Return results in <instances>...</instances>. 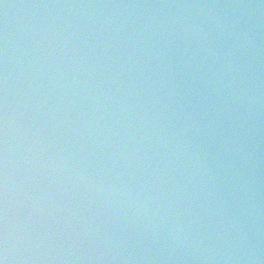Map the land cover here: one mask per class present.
<instances>
[{"label":"water","instance_id":"obj_1","mask_svg":"<svg viewBox=\"0 0 264 264\" xmlns=\"http://www.w3.org/2000/svg\"><path fill=\"white\" fill-rule=\"evenodd\" d=\"M0 259L264 264V0H0Z\"/></svg>","mask_w":264,"mask_h":264},{"label":"clouds","instance_id":"obj_2","mask_svg":"<svg viewBox=\"0 0 264 264\" xmlns=\"http://www.w3.org/2000/svg\"><path fill=\"white\" fill-rule=\"evenodd\" d=\"M0 264H5V259H0Z\"/></svg>","mask_w":264,"mask_h":264}]
</instances>
